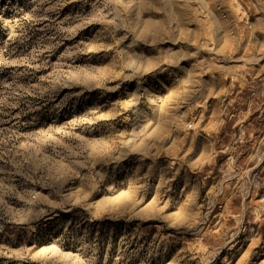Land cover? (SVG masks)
Wrapping results in <instances>:
<instances>
[{"label":"rangeland","instance_id":"obj_1","mask_svg":"<svg viewBox=\"0 0 264 264\" xmlns=\"http://www.w3.org/2000/svg\"><path fill=\"white\" fill-rule=\"evenodd\" d=\"M0 264H264V0H0Z\"/></svg>","mask_w":264,"mask_h":264}]
</instances>
